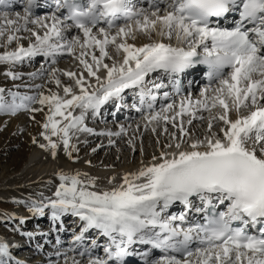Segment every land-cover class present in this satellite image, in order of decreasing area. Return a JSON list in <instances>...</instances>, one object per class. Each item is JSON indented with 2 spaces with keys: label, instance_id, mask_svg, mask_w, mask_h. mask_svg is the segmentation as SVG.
Listing matches in <instances>:
<instances>
[{
  "label": "snow or ice",
  "instance_id": "6c2138e0",
  "mask_svg": "<svg viewBox=\"0 0 264 264\" xmlns=\"http://www.w3.org/2000/svg\"><path fill=\"white\" fill-rule=\"evenodd\" d=\"M37 6L36 0H25L23 13H0V37H6V44L17 43L15 50L0 54V64L10 65L4 75L19 80L15 65L36 57L54 65L65 54L78 60L83 71H46L42 65L30 76L46 74L62 87L63 96L7 90V100L0 87V114L35 113L47 106L40 132L47 143L39 147L50 150L53 158L62 145L72 159L78 148L71 141L78 133L126 134L123 126L115 133H95L85 118L98 115L108 102L122 101L128 89L139 97L140 106L132 105L137 112L147 106L145 127L163 122L177 131L149 164L125 173L111 189L98 190L96 178L87 173L58 172L52 196L27 203L32 217H47L57 233L68 230L65 217L75 218L73 242L83 248L81 257H89L87 264H126L133 256L142 264H264V0H52L48 13L34 18ZM20 33L28 34L26 47ZM138 35L148 42H128ZM109 47L122 57L111 55ZM199 65L207 68L199 97L194 99L190 91L180 95L176 77ZM58 71L74 85H63ZM161 72L180 99L156 111L158 95L162 92L165 100L171 95L154 79ZM216 109L203 137L185 126ZM177 205L181 211L172 212ZM12 218L20 225L27 219ZM93 232L96 238L86 245ZM23 235L32 240L49 233ZM101 237L103 244L98 243ZM138 245L150 247L140 252L134 247ZM16 247L0 240V264H21L11 251ZM100 247L105 256H93L92 250ZM154 250L159 257L154 258ZM56 256L68 259L64 253ZM71 264L81 261L73 258Z\"/></svg>",
  "mask_w": 264,
  "mask_h": 264
},
{
  "label": "bare ground",
  "instance_id": "6f19581e",
  "mask_svg": "<svg viewBox=\"0 0 264 264\" xmlns=\"http://www.w3.org/2000/svg\"><path fill=\"white\" fill-rule=\"evenodd\" d=\"M17 5H18V3L14 2L13 0H5V5H0V11H1L0 13L7 12L9 14V16L14 17V14L16 12H18V9H16ZM48 5L49 4H46V5L42 6V8H40V7L34 8L33 9L34 18L42 17V16L46 15L48 13V11L50 10L48 8ZM20 13H23V9L20 10ZM5 40H6V37H0V54H2L4 51H13L17 47V43L15 41H13L11 44H6ZM20 42H22L23 46L26 47L29 41L27 38L26 40L22 39ZM128 42L136 44L137 46H139L143 43L148 42V38L144 35H138L136 40H134V41L129 40ZM108 50H109L110 54L113 55L114 57H117V58L122 57V53H120L118 55L112 47H109ZM97 55H98V52H97ZM36 59H37V57L34 58L33 60L29 61V63L30 64L33 63V61ZM105 62L108 64L112 63L111 60H105ZM45 64L49 65L50 62L46 61ZM56 64H57V66L55 68H57L61 71H73V72H77V73L83 71L82 66L79 65L78 60L75 61L72 65L62 63V61H60V62L57 61ZM17 66L18 65H15L13 67V69L16 68ZM84 75L85 76L87 75L86 72L84 73ZM100 75H103V72H101ZM57 76L61 79L63 85H74L73 80H70L68 77L61 75V73L59 71L57 72ZM88 79H89V82H91L93 84L95 83L94 78H88ZM48 83L51 86V89H52L51 92H57L59 95L63 96L62 87L58 88L55 85V83H53L50 80H48ZM203 87H204V85H202V87L199 89L196 84L192 85L190 87V89L186 93H184L183 95H187V93L190 91L192 93V96L194 99L198 98L200 91L202 90ZM75 90L77 92L79 91L78 89H75ZM129 91H130V89L125 90V93L122 95H124L125 97H128L130 95ZM175 98H177V97L170 95V98L167 100H165V99L156 100V102L154 104V110H156V108H161L163 105H165V103H169L170 100H174ZM178 99H180V97ZM115 102L116 101H112V102H108L107 104L103 105L101 107L100 113L98 114L99 116L98 115L92 116L91 114L87 115L85 118V122L90 120V119H95V121H97V122L101 121L103 123L106 122V120H109L110 122L115 121L117 123L116 124L113 123L111 126L116 125L117 130L114 131L110 127H108V125H105L102 129H99V130L93 129L95 133H107V132L115 133V132H118L120 130L121 126H123L126 129V123L130 124V122L134 118V115L136 116V114H140V113L146 114L148 111L147 106L145 105L144 110L142 112H137L134 108L133 110L130 109L128 111L123 110V109H119V110L115 111L114 114H112L110 110L114 109V106H115L114 103ZM137 106H140V104ZM216 111H219V109L213 110V113H209L208 117L206 116L207 112H205V113H203V115H204L203 121L197 120V121H194V124L192 126H189L187 124H185V126L189 127L190 130L192 132H194L196 135L203 137V134L205 133V131L207 129L208 119ZM120 112H122V114H120ZM47 113H48V108H47V106H45L43 111H38L35 113L32 112L29 115V119H28L29 121L25 120L22 117L15 118V119H17V121L15 122L14 126H16V127L19 126V128H20L21 125H25L27 127L26 132L29 135L30 142L33 140V138H35L37 140V143H35V144L33 142L31 143L32 144V153L28 157L27 162L25 163L26 165L23 169L25 171L22 172L23 174L21 176V184H19L18 186L12 185V184H1L0 185V193L3 196L9 194L11 191H13V192L16 191L20 195V197H18V196L16 197V201L18 204L23 203V201L20 200V198L22 197L20 190L24 189V185H25L24 183H26V182H24L22 184L23 181L32 180L31 184H33V183H35L34 181L37 179L38 182L49 186L52 183H56L57 179H54V177L58 172H64V173H68V174H75L76 172H81V173H87L89 177H95L96 178V186H97L98 190H108V189H111L112 187H114L115 185L119 184L121 182V178L124 176L125 173L135 172L140 167L149 164L152 160L153 154L149 155L143 151L139 152V148L136 146L138 144V141L143 143L142 142L143 139L141 138V140H140L139 136H137V135H139L140 133H145L147 130H152V127L154 126L153 125V126L145 127V121L142 118L141 120H138L139 123H137V121L133 123L134 125H133L132 129H130L129 131H128V129H126V133H128V137H130V140H128L126 142L122 141V144H124L123 150H120L119 153L116 152V154H115V155H118V159H119L118 162H120V166H119L120 169L119 170H115V169L109 170V171L108 170H104V171L99 170L98 167H96L99 163V162L96 163L98 160H101V163H100L101 165H103V166L104 165H106V166L111 165V167L116 165L117 161H116V159L108 158L107 155L99 154L98 150L93 152L91 157H89V159H87V161H89L91 164L92 163L95 164V167L97 169L95 167H93V168L91 167L92 169H89L90 166L87 168L86 167L87 163H86L85 165H81V166L77 165V167L74 170L72 167V170H70L69 166L72 165L71 160L73 159V161H74L75 158H73V157H77L75 155L76 151L72 153V159H70L66 155V153L64 152L63 147L61 145L57 149V156L55 158H53L50 150L45 151L44 149L39 147L40 143H47L40 136V132L43 131L41 125L45 122V116ZM75 114H79L78 110ZM33 117H34V119H33ZM232 118H235V113H232ZM117 119H118V121H117ZM186 119H187V117H185V120ZM135 125H136V127H134ZM170 126H171V124L164 125V123L161 122L157 126V128L162 129L163 127H167V129L169 131ZM218 127H219V125H217V130H218ZM168 131H167V133H168ZM130 134H132V136H130ZM159 134H160V131L156 130L155 132H153V135H150L149 140H150L151 144L157 142V140H158L157 135H159ZM96 137H97V135H91L88 133H78L76 136H73L71 142L76 144L77 148H79L78 150L80 153H83L88 148H90L91 142L93 140L97 139ZM121 137H122V135L121 136H111V139L115 138V142H116ZM52 139L54 141L57 140L56 137H52ZM129 141H131L132 143L129 144ZM169 142H170V134L169 135L166 134V137H163L159 144L162 147L163 145H165ZM106 145H107V148H109V146H111L112 144H110L108 141L106 143ZM132 148L134 149L135 152L137 151L138 153L137 154H131V151L129 149H132ZM159 152L160 151L158 150V152L156 154L157 156L159 155ZM82 164H84V163H82ZM112 177H115V180H114L113 184H109V179ZM52 181H54V182H52ZM41 191L38 192L33 197H27V198L30 201V200H34V199L41 197V195H44L46 197H48V196L51 197V195H52L51 191H49V189H42ZM21 216L26 217V214L21 213ZM26 218L27 219H26V222L24 224V228H34L35 227L34 228L35 233H37V232L49 233V235H47V236H35L36 240H34V241L29 240L26 236L23 235V233H21V235H22L21 238H23L24 240L20 239L21 241H18V240L14 241L12 239H5V238L0 237L1 240H4L5 242L9 243L10 245H12V244L17 245V247L15 248V251H14V249H11L12 253H13V251L14 252L21 251L22 250L21 246H24L26 248L27 247L32 248L30 246V244H32V242H34V244H35L34 249L38 250V252L41 251L40 247L37 246L40 244L39 242H42V241L44 242L46 240L45 238H48L49 236H52V235L56 236V238L58 237L59 234L61 237L64 235H67L69 233V229H71V227L68 228L67 226H70V224H72V221L75 219L71 216L65 217L64 223H65L66 227L68 228V230L65 232L57 233L55 231L50 230L51 229V222L46 217H43V218L35 217L37 220V223H35V224H33L31 222L35 218H33V217H26ZM69 221H70V223H68ZM69 238H70V240H72V243L69 245V247H68L69 251L67 250L68 251L67 253H70V255L72 254L73 258H75L76 260L83 262L82 257L79 255V251H83V248L73 242L72 236H69ZM99 241H100V238H98V243H100ZM23 251H24V249H23ZM98 251H99V248H96V249L92 250V253L93 254L97 253V256H98ZM46 254H49V252H47ZM53 255H55V254H53ZM86 256H83V257H86ZM55 257H57V256H55ZM79 257H81V258H79ZM14 259L16 261L20 262V259H16V258H14ZM72 259L70 261L67 260L66 264H71ZM87 262H88V260H86L85 264H87ZM126 264H142V261L139 259L138 260L135 259L133 261L126 262Z\"/></svg>",
  "mask_w": 264,
  "mask_h": 264
},
{
  "label": "rangeland",
  "instance_id": "374dc122",
  "mask_svg": "<svg viewBox=\"0 0 264 264\" xmlns=\"http://www.w3.org/2000/svg\"><path fill=\"white\" fill-rule=\"evenodd\" d=\"M23 1L24 0H17L16 2L18 3L16 9H18V12H20V10H22L24 8L23 5ZM1 12V11H0ZM30 27H33L34 29H38V25H30ZM19 35H21L22 37H24L23 39H27L28 34L27 33H20ZM22 44V42H20ZM62 61V63L65 64H70L72 65L75 60L72 56L65 54L62 58L58 59V62ZM45 59L42 57H37L36 60L33 61V63H29V61H25L23 64H18V66L16 68H12L13 71L15 72H19L21 74V79L20 80H12L10 77H7L4 75V73L6 71L9 70L10 65L8 64H0V87L4 88L6 90L5 92V99L10 100L11 97H9L7 95V90H12V91H17L19 92L21 95H35L39 92H43L45 95H48L51 92V86L48 83V76L45 75H38L36 77H32L30 76L31 73H35L38 72L41 69V66L43 65L44 69L47 71L50 67H56L57 64L55 63L53 64H49L46 65L45 64ZM41 85V88L36 89L34 87V85ZM27 85V86H26ZM19 86V87H17ZM199 88V86H198ZM179 97L175 98L174 100H170L171 103H173V101L178 102ZM169 102V103H170ZM168 104V103H165ZM133 105V104H132ZM131 105V101L127 100L123 103L124 106V110L129 107H132ZM31 107L33 108H39L40 105L38 104H33ZM160 108H156V111H159ZM32 112L29 111H24L21 110L20 112H18L16 115L12 116V115H7V114H0V185L1 184H12V185H16L18 186L19 184H21V176H22V172L25 171L23 170L25 167V163L28 160V157L31 155L32 153V141L30 142V138L28 133L26 132L27 127L25 125H21L20 128L19 126H14L15 122L17 121L18 117H22L25 120L29 119V115ZM120 114H122V112H120ZM208 112L206 114V116L208 117ZM144 113H140V114H136V116L134 115V118L132 119V123L130 122V124L126 123V129H128V131L130 129L133 128V123L138 120H141L143 118ZM99 116V115H98ZM15 119V120H14ZM29 121V120H28ZM118 121V119H117ZM113 123H117L115 121L110 122L109 120H106V122H97L95 121V119H90L88 121L85 122V124L87 125V127L92 128V129H102L105 125H108V127H110L112 130L116 131L117 130V126H111ZM28 126V125H27ZM128 126V127H127ZM155 126V125H154ZM136 127V125L134 126ZM156 130L160 131V134L157 135V142L156 143H152L149 140L150 135H153V131L152 130H147L145 133H140L139 138L141 140V138L143 139V143H141L140 141H138V144L136 145L139 148V152L143 151L146 152V154L149 155H156L158 150L161 151V149L163 148V146H160V141L163 137H166V134H171L173 132H176V129L173 128L172 126L169 127V131L168 133H165L164 128L162 129L157 128ZM26 128V129H25ZM130 136H132V134H130ZM97 139L93 140L90 144V148H88L86 151H84L83 153H80L79 150L76 151L75 155L77 157H73L75 158V160L72 161V165H70V170H73L77 167V165L81 166V165H86V167L89 169H92L93 167H95V164H91L89 163V161H87V159H89V157H91L93 151V148H96L99 151V154H103V155H107L108 158L110 159H116L117 163L116 165L112 166L111 165H101V160H98L96 163H98V165L96 167H98L99 170H119V166H120V162H118V155H115L116 152L119 153L120 150H123V145L122 141H128L130 140V137H128V133L122 135V137L117 140L115 142V138L111 139L110 136L107 135H97L96 137ZM160 139V140H159ZM112 141L113 143H111L112 145L109 146V148H107L106 143L108 141ZM159 141V142H158ZM98 145H101V147H97ZM134 148V147H133ZM129 149L131 151V154H137L138 152L134 151V149ZM160 148V149H159ZM79 149V148H78ZM80 154V155H79ZM86 155V156H85ZM85 159V160H84ZM84 164H82V163ZM77 163V164H76ZM92 167V168H91ZM95 167V168H96ZM109 167V168H108ZM106 168V169H105ZM108 168V169H107ZM97 169V168H96ZM94 170V169H93ZM54 179H57L56 183H50L51 185L47 186L44 185L40 182L37 181V179L34 181L35 183H32V180L29 181H23L22 184L24 182V189L20 190V193L22 194V197L20 198V200L23 201L22 204H18L16 201V197H20V195L16 192V191H11L9 194L7 195H2L0 193V230L3 231H15L14 227L19 226V222L18 220L13 219L12 217H20L21 213L26 214V217H32L31 213L28 212L27 210V203L29 201V199L27 197H33L34 195H36L38 192H40L42 189H49V191H51V194H53V192L55 191L56 186L59 184V180L57 178V175H55ZM54 182V181H52ZM56 184V185H55ZM51 188V189H50ZM41 189V190H40ZM42 192V191H41ZM44 196V195H43ZM52 196V195H51ZM46 197V196H45ZM49 197V196H48ZM174 213H178V211L175 210H171ZM47 218V217H46ZM33 224L37 223L36 218L34 220L31 221ZM70 223V221L68 222ZM30 227V226H29ZM68 228L71 227V229H69V233L67 235H64L62 237H59V244H57V240H54V236L52 235L51 237L49 236L46 240V242L42 241L39 242L40 244V250L38 252V250L34 249V242H32V244H30V246L32 248H26L23 247L21 251H16L15 255H13L14 258L16 259H20L21 264H49V260L51 259L52 261H57V264H66L67 262L65 261L64 256H61L59 259H57L56 253L60 252V253H64L67 256V260L70 261L73 258V255L70 253H67L68 247L70 245V242L72 240H70L69 236H72V232L73 229H75L76 231H78V228H75V225L72 223L70 224V226H67ZM35 228V227H34ZM34 228H22V226H19V229H22V231L24 232H33ZM91 238H96V234L93 232L90 236V238L85 241L86 245L91 244ZM33 241L36 240V237H34L32 239ZM100 244H103L105 242L104 238H100ZM46 243V245H45ZM38 246V245H37ZM24 249V251H23ZM35 250V251H34ZM68 250V251H67ZM103 248L100 247L99 251H98V257H103L102 252ZM47 252H49V254H46ZM55 254V255H53ZM93 256H97V253L93 254ZM160 254H156L154 255V258L159 257ZM88 259L89 257L86 256ZM86 257H82V264H85L86 260H88ZM81 258V257H79ZM84 258V259H83ZM85 261V262H84Z\"/></svg>",
  "mask_w": 264,
  "mask_h": 264
}]
</instances>
